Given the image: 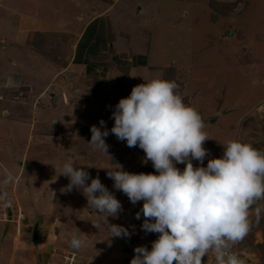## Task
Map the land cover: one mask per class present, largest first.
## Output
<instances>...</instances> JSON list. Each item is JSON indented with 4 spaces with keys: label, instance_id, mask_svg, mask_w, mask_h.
<instances>
[{
    "label": "crops",
    "instance_id": "1",
    "mask_svg": "<svg viewBox=\"0 0 264 264\" xmlns=\"http://www.w3.org/2000/svg\"><path fill=\"white\" fill-rule=\"evenodd\" d=\"M127 1L0 0V168L13 181L12 187L8 182L4 187L2 185L0 192H4L9 197L7 199L11 202L8 203L13 208H24L18 194L20 191L18 185L25 176L29 158H34L43 146L45 149L47 147L49 152L48 145L56 147L54 135H47L46 131L54 128V120H56L54 114L62 103L61 100L57 101V98L60 99L62 94L67 98L73 96L74 87L85 86L86 91L91 88L89 89L91 92L103 90V87H99V83H103L102 81H105L106 78L98 74V71L106 73L109 65L115 69L116 67L126 68L127 65L123 64V66L121 63L128 59L137 61L136 65L155 64L148 57H144L145 55L140 56L136 52H132L137 47L145 48L148 42L146 32L153 29L145 24V20L148 25L154 22L149 14L146 15L147 12H143V4L148 0L135 1L142 5L138 10L136 7L133 9L132 5H128ZM248 1L252 0H205L203 5L201 0H157L159 8L161 7L163 11L157 17L162 18L159 22H166V26L172 27L176 24L183 28L184 25H191L197 17L199 20L201 16L211 15V13L215 16H211L212 20L217 19V14L221 18H228L233 14L234 17H238L247 12ZM199 5H203V7L200 8ZM120 7L123 10L117 18L116 12ZM127 15L131 17L130 25L122 23V17ZM124 28L128 31H136L138 34L142 33V36L136 42L132 35L129 36L130 49L118 52L117 46H123L122 43L127 41L117 38L119 33L126 36L121 31ZM228 28L232 35L234 30L231 29V26ZM227 29L221 31V40L229 39L227 38ZM253 47L261 48L258 44ZM238 48L239 54L246 52L247 56L245 63L243 58L240 60L239 55L235 56L236 62L239 66L246 65L249 69V71L241 69L240 75L250 77L253 75L252 71L255 70L262 73L264 81V59L254 57L246 45ZM234 51L232 52L234 53ZM141 53L146 54L145 51ZM229 66H231L230 63ZM216 67L217 65H213V70L208 74L211 77L207 81H213V85L209 84L207 90L199 88L200 90L192 92L191 88L189 95L184 90L178 91V93L184 91L183 101L185 104L190 106L192 104V107H196L195 109L202 116L204 131L208 138L215 139L213 141L208 139L203 145L208 152L215 153L213 156L209 154L205 158L203 166L207 165L208 159L220 157L223 154L217 153L220 151V147L215 144L214 146L207 144L208 142L218 143L221 141V144L226 145L230 140L239 139L264 153V106H261L264 98L248 110L241 105L230 104L229 91H227L230 88L228 86L224 87L226 92L223 93V96L220 91L213 93L214 96L210 95V91L214 89V84L217 81L216 75H211V72H215ZM254 76L257 77V74ZM188 96L191 97V100L186 103ZM249 113L253 114L250 118L248 117ZM71 127L68 125L69 129ZM83 134L86 136L91 132L87 129ZM214 135H217V140ZM220 135H224L222 140ZM106 138L105 140H107ZM56 152L57 154L61 153L59 149ZM56 157L55 155L53 160H56ZM150 165L140 164L134 169L132 168L130 172H155ZM193 165L194 167L199 166V162L194 160ZM176 166L183 170L185 165L177 164ZM101 174L107 178L102 183L117 196V191L113 188L114 182L105 174V169ZM26 183L28 187L26 188L24 185L22 199L30 195L27 197L30 210L25 211L26 214L24 213V217L22 216L23 224L21 219L11 222L13 225L16 224V229L24 236L19 240L18 238L13 240L14 248L12 250L6 247L9 256L5 258V262L0 264L16 260V258H20L21 262L29 251L35 250L29 243L33 244V233L36 226H38L39 248L38 253H35L36 250L31 253L37 258L36 264L52 263L54 250L59 251L61 248L69 250L70 247L77 254V264H130L135 254V247L146 246L150 249L152 241L158 237V234L146 233L142 230L141 225L144 220L142 214L140 219H136V213L142 208V201L135 205L129 199H125L127 203L120 201L122 211L118 218L109 217L108 221L111 222L110 224L127 228L130 236L111 237V231L103 223V214L98 215L94 207L88 214L89 217H78L76 212L67 208L66 200L62 205V210L55 212L60 207L56 205L59 196L56 194L55 188L60 186L57 179L43 178V187H50L48 193L41 192L40 189V192L36 194L33 189L35 185L33 181L28 179ZM69 192L66 190V194ZM78 193L75 194L80 197L81 192L80 195ZM4 199L5 197L0 196V203L3 204ZM75 201L71 203L72 207H74ZM46 202H48L49 209L52 210H45ZM256 207L264 208V200L259 201L250 209L251 222L257 221ZM82 208L84 211L87 209L85 205H82ZM33 210H36V213L32 212ZM9 216L15 219L19 215L10 212ZM258 224H262V228H264V211L261 212ZM262 231V236L259 233L254 235L255 240L259 235L261 236L257 240L259 244H264V229ZM73 236L83 240L82 247L74 248L71 245ZM4 237L12 240V236L9 234ZM251 255L256 258L257 253L253 252Z\"/></svg>",
    "mask_w": 264,
    "mask_h": 264
},
{
    "label": "clouds",
    "instance_id": "2",
    "mask_svg": "<svg viewBox=\"0 0 264 264\" xmlns=\"http://www.w3.org/2000/svg\"><path fill=\"white\" fill-rule=\"evenodd\" d=\"M178 87L175 81L160 78L135 85L115 105L110 130L104 120L100 127L90 128L88 143L94 150L108 154L105 138L111 133L128 147L143 150L144 162L150 161L155 170L131 173L119 164L116 169L103 168L114 189L133 205L143 202L136 213V219L144 217L142 230L158 234L150 249L134 248L130 264H204L210 252L216 264H244L231 248L251 230L250 209L264 200V153L233 139L223 145L222 156L203 166L209 155L203 146L209 139L203 118L185 104ZM194 160L199 166L194 167ZM177 164H184L183 170ZM60 175L69 179L67 190H80L88 206L103 214L111 237L130 236L127 228L109 223V217L118 218L122 204L98 176L91 178L72 159L63 163ZM262 211L255 208L257 222ZM71 245L80 248L83 240L73 236Z\"/></svg>",
    "mask_w": 264,
    "mask_h": 264
},
{
    "label": "rangeland",
    "instance_id": "3",
    "mask_svg": "<svg viewBox=\"0 0 264 264\" xmlns=\"http://www.w3.org/2000/svg\"><path fill=\"white\" fill-rule=\"evenodd\" d=\"M124 1L125 0H123V2ZM135 1L139 2L140 0H128L127 4L132 5L133 9L136 7L138 10L142 5ZM201 1L204 5L205 0ZM203 5H199L201 6L200 8H202ZM143 6V12H147L146 15L149 14L150 18L154 19L153 24L148 25L146 23L147 20H145V24L147 27H152L153 29L146 32L148 42L145 48L137 47L133 49L132 52H136L140 56L145 55L144 57H148L152 63H159L160 65L149 63L136 65L137 61L133 58V61L128 59L121 63L122 65H127V69L123 67L122 69H119V67H116L115 69L113 66L109 65L106 73H100L101 71H98V74H101L106 78L105 81H102L104 84L99 83V87H103V90L91 92L89 90L91 88H88L87 92L85 86H82L80 88L74 87V95H71L70 97L68 96V98L63 96L62 93V95L60 94L61 96L59 95L60 99L57 98V101L61 100L62 103L57 107L58 111L54 114L56 118V120H54V128L46 131L47 135H54L56 147L48 145L50 152L47 150V147L46 149L44 146L41 147L42 149L39 148L40 150L37 155L34 158H29L28 165H26L25 176L18 185V189L20 190L18 191V194L22 200L21 205L25 209L19 207L13 208V206L8 203L11 202L7 199L9 197L4 192H0V196L5 197L3 200L4 203H0V263L5 262V258L9 256L6 247L12 250L14 248L13 240L15 241L16 238L19 240V238L24 236L22 233L20 234L18 232V229L15 227L16 224L13 225L11 222L15 220L17 221V219L20 220L22 216L24 217L26 214L25 211L30 210V203H28L27 200V197H30V195L22 199V190L24 185H26V188L28 187V184L26 183L28 179H31L35 184L33 189L36 194L40 192V189L41 192L46 193H48L50 189L48 186L43 187V178L49 177L51 179H57L60 186L59 188H53H55L57 192L56 194L59 196L58 204L56 205L60 207H58V210H55V212L62 210V205H64L67 200V208L76 212V216L87 217L93 208L88 206L87 199L83 193L80 190L73 188L69 192L72 196L66 194L69 179L60 175V171L63 163L67 159L74 160L75 166L77 167H84V169L89 172L91 178H96L98 176L101 182L107 179L104 177V174H101L104 173L103 167L116 169L121 165L125 171H128L129 169L128 172H130L132 168L134 169L140 164H146L147 166L151 164L150 161L147 163L144 162L145 154L143 150L138 147H128L125 141L113 138L115 137L114 134L110 133L108 135L109 138H112L111 140L109 138H106L107 140H105L109 146L108 154L99 150H94L93 146L88 143L91 140V134L86 136L83 134L87 129L90 131V128L93 125L100 127V120H104L106 122L105 127L110 130L114 125V120L111 117L115 105L121 98L129 96L135 85L160 78L175 81L179 86L177 91L181 89V91L184 90L189 95L191 94V91L196 92V90H200L199 88L207 90L206 88L209 84L213 85V81H207L209 77H211L208 76V74L213 70V65H217L216 69H214L215 72H211V75H216L215 77L217 78V81L214 84V89L210 91V95L220 91L221 96H223V93L226 92L224 87L228 86L231 89L227 90L229 91L230 104H238L248 110L257 105L264 98V81L262 79V73L254 70L252 71V76L242 77L239 71L241 69L249 71V69L246 65L239 66L234 58L239 55L240 60L243 58L245 63V57L247 54L246 52H241L239 54L238 51L240 50L238 47L246 45L250 48L254 57L264 59V0L248 1L246 7L247 12L238 17H234L233 14L231 17L221 18L217 14V19H214V21L212 20L213 17H211L214 15L211 13V15L201 16L199 20L197 17L191 25H184L183 28L178 27L176 24L170 27L166 26V22H159L162 18L157 16H160L163 11L161 10V7L159 8L157 0H148ZM121 8L122 7L118 8L119 10L116 12L117 18H119L120 13L123 10ZM130 22L131 17L129 15L122 17L123 24L130 25ZM230 26L231 29L234 30L232 35L228 31V29H230L228 27ZM223 29H227L228 40H221L220 33ZM121 31H123L126 36H122L121 33H119L120 35H118L117 38L119 37L122 38V41H127L122 43L123 46H117L118 52L128 51L127 49H130L131 43L129 36L132 35L135 42L142 36V33L138 34L136 31H128L126 28ZM235 31L237 32L235 33ZM234 35H236V37H234ZM261 37L262 40H260ZM150 41L151 43H149ZM255 44H258L261 48L257 49L256 47H253ZM233 50H235L234 53L232 52ZM142 51H145L149 56L142 54ZM229 63L231 66H229ZM222 65L226 66L223 67ZM256 70H258V68H256ZM254 74H257V77L254 76ZM183 92H181L182 98L185 97V93L183 94ZM189 100H191L190 96H188L186 103ZM261 103H263L261 106H264V102ZM62 105H64V107H62ZM191 106L193 105L191 104ZM252 115L249 113L248 117L250 118ZM68 125H71L72 127L69 129ZM223 137L224 135H220L221 140ZM214 138L217 140V135H214ZM209 140L213 141L215 139L209 138ZM207 144H212L213 146L215 144L220 147L219 152L215 149L219 155L224 151V144H221V141L218 143L208 142ZM58 149L61 153L57 154L55 151H58ZM209 154L213 156L215 153L209 151ZM55 155L57 156L56 160H53ZM151 166L152 164L150 167ZM106 173L107 170L105 169V174ZM6 182L12 187L13 181H11L8 174L0 168V187L2 185L4 187ZM89 182H91V180H89L88 183ZM78 191L79 193L81 192V195ZM116 191V198L119 201L127 203L126 200H128V197L121 191ZM75 193H78L80 197ZM74 200H76L74 203L75 205L72 207L71 203H73ZM48 202H46L45 210H52L49 209L50 207L47 205ZM13 205L17 206L15 204ZM82 205L87 207L86 211H84ZM10 212L19 215V218H11L9 216ZM32 212L36 213V210H33ZM251 225L249 233L243 240L239 241L238 244L236 242L234 245L237 244V246L234 248L242 251L245 250L251 254L253 252L257 253V259L255 256H251L254 258V264H264V245L257 243V240L260 239L263 234L262 229L264 228H262V224H258L256 220H253ZM257 233L261 234V236L259 235L255 240L254 235ZM7 234L12 236L11 241L9 240L10 238L5 239L4 236ZM242 241L246 242L242 243ZM32 243L33 244L29 243L30 246L35 248V253H38V241L32 240ZM34 251L32 250V252ZM55 251L56 250L53 251L54 253L52 252L54 254L52 258L53 262L60 261L65 252H74L75 250L70 247L69 250H63L61 248L59 251ZM32 252L29 251L21 262L20 258H16V260L13 259L5 264H36L37 258L31 254ZM207 256L205 257L206 259H208Z\"/></svg>",
    "mask_w": 264,
    "mask_h": 264
},
{
    "label": "built area",
    "instance_id": "4",
    "mask_svg": "<svg viewBox=\"0 0 264 264\" xmlns=\"http://www.w3.org/2000/svg\"><path fill=\"white\" fill-rule=\"evenodd\" d=\"M231 251L236 253L244 261V264H254V258L251 257L253 255L242 250H237L234 247L231 248ZM207 258L208 259H206L205 257L203 258L204 264H216L214 253L210 252ZM76 263H77V254L75 252H65L60 261L47 263V264H76Z\"/></svg>",
    "mask_w": 264,
    "mask_h": 264
},
{
    "label": "water",
    "instance_id": "5",
    "mask_svg": "<svg viewBox=\"0 0 264 264\" xmlns=\"http://www.w3.org/2000/svg\"><path fill=\"white\" fill-rule=\"evenodd\" d=\"M37 236H38V226H36L35 229H34L33 239L37 240Z\"/></svg>",
    "mask_w": 264,
    "mask_h": 264
},
{
    "label": "trees",
    "instance_id": "6",
    "mask_svg": "<svg viewBox=\"0 0 264 264\" xmlns=\"http://www.w3.org/2000/svg\"><path fill=\"white\" fill-rule=\"evenodd\" d=\"M180 91V90H179ZM246 242V241H245ZM244 241H242V243H245ZM261 245V244H260ZM262 245H264V244H262ZM247 248V247H246Z\"/></svg>",
    "mask_w": 264,
    "mask_h": 264
}]
</instances>
